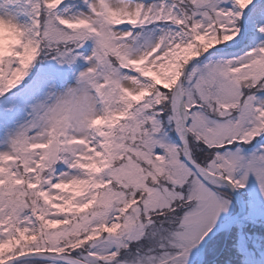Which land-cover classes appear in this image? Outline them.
<instances>
[{
	"label": "snow or ice",
	"instance_id": "6c2138e0",
	"mask_svg": "<svg viewBox=\"0 0 264 264\" xmlns=\"http://www.w3.org/2000/svg\"><path fill=\"white\" fill-rule=\"evenodd\" d=\"M0 264H264V0H0Z\"/></svg>",
	"mask_w": 264,
	"mask_h": 264
}]
</instances>
